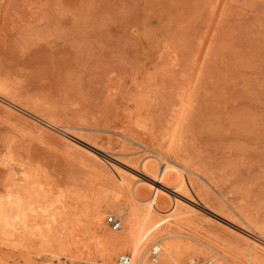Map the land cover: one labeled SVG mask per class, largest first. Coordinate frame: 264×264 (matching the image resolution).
<instances>
[{"label": "rangeland", "instance_id": "1", "mask_svg": "<svg viewBox=\"0 0 264 264\" xmlns=\"http://www.w3.org/2000/svg\"><path fill=\"white\" fill-rule=\"evenodd\" d=\"M147 155L205 189L165 204V226L220 233L240 264L242 242L184 213L208 196L264 259V0H0V206L55 202L0 222V264H99L92 213Z\"/></svg>", "mask_w": 264, "mask_h": 264}, {"label": "bare ground", "instance_id": "2", "mask_svg": "<svg viewBox=\"0 0 264 264\" xmlns=\"http://www.w3.org/2000/svg\"><path fill=\"white\" fill-rule=\"evenodd\" d=\"M134 145L136 146L137 144ZM141 149H143V147ZM145 150H147V148ZM123 156L125 157V155ZM151 156L154 155H147V157H145L146 161H144L143 164L141 163L142 171L135 170L134 174L132 173L133 177H135L136 179H132V182L134 181L133 187L130 190V196L125 199L126 201L124 200V198L122 199L124 202L120 201L122 191L120 190L121 186L117 185L114 190L107 191V193H113L114 196L112 198L103 196L104 199L98 204L96 210L92 213V215L96 218V223L99 225V230H97L100 234V247L98 250L100 255L99 264H114L116 257H119L123 253L126 254V252L130 253V255L132 256V264H154L151 259V250L152 247L156 245L159 246L161 250L159 261L157 264H185L187 261H189L188 264H207L210 263L207 262V260L210 258L211 252H214V254L212 255L215 257V260L218 261L211 264H238L236 260L222 246L224 243L228 242V239L222 236L220 233L213 234L215 241H206L194 234L183 233L179 231V227L174 228L173 226H165V224L173 220L172 216L159 218V216L157 215V213L160 214L164 212L165 204H171L174 199L175 210L177 212L178 207L181 205V203H183V201H185V197H188V194L192 193L194 189H201L204 191L205 189L194 179L190 177L187 178L181 173L182 171L187 173V170L190 171L191 168L188 169L183 165L182 167L184 168L177 167L172 165L171 163H167L166 161H150L149 158ZM112 157L114 156L112 155ZM103 160L110 164V162L105 158H103ZM194 173L195 172H192V174ZM127 179V177L121 175L120 181L123 184ZM142 188L152 193V198L149 202L146 198L147 195L142 192ZM126 195H128V193ZM48 203L49 202H47V204ZM54 204L55 202L51 203L50 206L38 204L35 205L31 210L25 207V202L23 200L10 199L9 209L0 206V222L5 221L7 225H9L11 221L19 220L28 225L31 212H34V210H36L41 211V213L43 214L50 213L49 207L52 208ZM225 204L227 203L225 202ZM30 205L33 206L32 204ZM116 208L119 209L118 212H120V216L123 217V228L117 233H106L103 230L104 212L105 210L109 209L113 211ZM230 208L232 209V207ZM199 210H206V212L211 215L210 219L212 220L211 223L213 224V227L220 230V232L225 234V236L227 235L232 237L234 245L242 242L243 253L240 264H264V259L259 254L257 246L249 241L251 240V238L249 237V235L251 234L248 235L246 233V229L236 225L229 219L222 216L221 213H224V210L216 208L212 198L207 196V201L205 204H200L196 208L187 209L184 211V213L186 212L188 214H195L198 213L197 211ZM34 215L35 212L33 216ZM50 216L52 217V220L46 222L48 226L53 221L57 220L56 216ZM116 217L122 221L120 217ZM243 219L245 221H242L246 222L245 225L248 224V228L253 227L252 221L247 218ZM42 223L43 222L41 221L40 225ZM217 224H223L231 230H235L234 228L238 229L237 232L241 236H243V238L233 236L229 231L222 227H219V225ZM34 226H38V224H34ZM37 229L35 230V232L39 231V229ZM42 231L43 233L41 232L38 234H42L44 236V229ZM47 234H49V232ZM48 237L49 236H47L45 239L49 240ZM40 239L44 240V237ZM50 239L52 240L53 238L51 237ZM235 247L238 248V246ZM147 254L150 255V260L152 263L149 261V257Z\"/></svg>", "mask_w": 264, "mask_h": 264}, {"label": "built area", "instance_id": "3", "mask_svg": "<svg viewBox=\"0 0 264 264\" xmlns=\"http://www.w3.org/2000/svg\"><path fill=\"white\" fill-rule=\"evenodd\" d=\"M107 224L113 231H120L122 229V221L117 218L115 215H110L107 218ZM160 247L154 246L151 250V259L154 264H157L159 261ZM116 264H132V256L130 254H122L116 260ZM211 264V263H208Z\"/></svg>", "mask_w": 264, "mask_h": 264}]
</instances>
